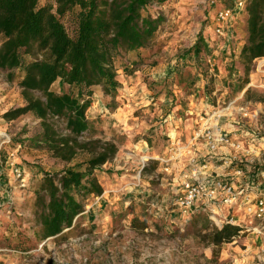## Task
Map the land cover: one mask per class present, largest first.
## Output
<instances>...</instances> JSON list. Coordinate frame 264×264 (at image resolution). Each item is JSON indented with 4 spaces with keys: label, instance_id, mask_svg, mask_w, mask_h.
Wrapping results in <instances>:
<instances>
[{
    "label": "rangeland",
    "instance_id": "1",
    "mask_svg": "<svg viewBox=\"0 0 264 264\" xmlns=\"http://www.w3.org/2000/svg\"><path fill=\"white\" fill-rule=\"evenodd\" d=\"M149 12L161 18L153 45L140 52L142 58L127 53L114 59L120 83L115 102L95 87L94 105L87 112L97 130L95 139L112 140L117 146L115 157L95 171L103 194L88 198L82 216L56 238L42 241L39 237L31 212L32 193L44 173L67 168L82 171L86 156L78 154L69 163L52 158L31 143L41 132L38 120L29 115L11 121L3 118L24 106L18 86L23 73L17 70L7 81L0 72V131L10 137L13 149L20 146L16 161L27 169L32 183L25 192L18 191L21 201L11 221L0 219V264H231L248 246H252L248 255L257 251L254 244L258 241L245 234L214 254L215 247L204 239L215 230L206 218L193 216L180 227L182 218L170 206L179 168L164 170L155 160L142 169L140 165L142 155H164L173 137L190 140L210 111L217 112L213 120L222 135L246 140L245 133L258 132L264 139V65H259L264 57L253 62L245 83L244 67L231 49L243 40L240 26L232 33L226 30L227 37L218 38L215 46L202 36L213 23L210 9L200 0L153 2ZM197 32L204 46L195 56ZM247 88L255 95L248 101ZM61 89L67 87L59 81L51 87L56 93ZM113 105L115 115L106 116L105 108ZM240 108L248 113L258 110L259 115L254 121L241 120L236 115ZM54 126L63 134L61 122ZM154 131L159 134L155 139ZM251 156L253 166L264 164L263 151Z\"/></svg>",
    "mask_w": 264,
    "mask_h": 264
},
{
    "label": "trees",
    "instance_id": "2",
    "mask_svg": "<svg viewBox=\"0 0 264 264\" xmlns=\"http://www.w3.org/2000/svg\"><path fill=\"white\" fill-rule=\"evenodd\" d=\"M165 1L0 0V72L11 81L15 71H22L18 86L24 101L23 107L3 118L29 115L38 120L41 132L31 143L52 158L69 163L78 154L86 156L82 171L44 173L32 193L31 212L42 241L71 228L84 213L85 201L102 196L95 171L115 157L117 146L112 140L95 139L94 121L87 117L94 88L100 87L103 96L115 102L120 83L113 61L127 53L142 58L140 52L153 45L161 21L159 15H151L149 6ZM236 26L244 33L236 57L248 83L251 65L264 57V0H248ZM202 40L200 36L193 47L195 56ZM57 81L67 89L52 91ZM249 89L244 92L247 101L255 98ZM115 109L113 105L105 111ZM58 122L63 134L54 128ZM237 231L226 226L204 239L217 254L237 237Z\"/></svg>",
    "mask_w": 264,
    "mask_h": 264
},
{
    "label": "built area",
    "instance_id": "3",
    "mask_svg": "<svg viewBox=\"0 0 264 264\" xmlns=\"http://www.w3.org/2000/svg\"><path fill=\"white\" fill-rule=\"evenodd\" d=\"M226 1L203 0L212 14V32L216 37L225 38L226 30L231 33L235 30L248 0H228L232 6L226 5ZM246 110L240 108L238 118L256 120L259 111ZM215 113L202 119L201 127L190 140L182 142L173 137L166 153L148 156L141 161V169L150 160L158 162L164 170L179 168L178 187L170 206L182 218L180 227L193 216L202 215L217 231L229 226L238 230L237 239L246 234L264 244V164L260 168L253 166L251 156L264 152L263 143H259L264 139H260L258 132L245 133L246 140L222 135V129L213 120ZM19 149V145L13 149L10 137L0 132V219L8 221L21 201L18 191L25 188L28 179L27 171L16 161ZM216 163L219 165L214 167ZM248 250L247 247L231 264H264V245L258 251L260 260L255 257L254 263L246 261L252 257Z\"/></svg>",
    "mask_w": 264,
    "mask_h": 264
},
{
    "label": "crops",
    "instance_id": "4",
    "mask_svg": "<svg viewBox=\"0 0 264 264\" xmlns=\"http://www.w3.org/2000/svg\"><path fill=\"white\" fill-rule=\"evenodd\" d=\"M200 2L203 3V0H200ZM203 4H205V3H203ZM211 27H213V24L205 28L206 31H203V32H202V36H203V38H205L204 40H205L207 43H209L210 45L215 44V46H218V45H217V43L219 42V41H218V38H220V37H216V36L213 34V32H212V28H211ZM198 32H199V31H198ZM198 32H197V34H199V36H200V33H198ZM205 32H208V34H210V35H212V36L214 35V36H213V37H212V36H209V35L205 34ZM240 33H241V36L244 37V33H243L242 31H241ZM206 36H207V37L209 36V37H208L209 40L207 39ZM207 40H208L209 42H208ZM243 43H244V40H242V41H240V42H238V43L233 44V45H232L233 48H231V49L233 50V52H236V54H237L239 48L243 45ZM230 45H231V44H230ZM208 46H209V45H208ZM230 51H231V50H230V47H228V52H230ZM261 59H262V58H261ZM258 60H259V59H258ZM99 90H100V92H101V88H100V87H99ZM94 94H95V90H94L93 96H94ZM92 105H94V103H93ZM91 110H92V106H91V108H89L88 113L91 112ZM115 111H116V109L113 111V113H108V112L105 111V112H106L105 115H106V116H107V115H108V116H112V115L114 116V115H115V114H114ZM88 113H87V114H88ZM117 114H118V113H116V115H117ZM129 114H130V113H129ZM129 114H128V115H129ZM209 114H211V113L209 112ZM209 114H208V115H209ZM90 116H91V115H90ZM90 116L87 115L88 118H93V117H90ZM92 116H93V115H92ZM129 116H130V115H129ZM129 116H128L127 118H129ZM156 133H157V132H156ZM156 133H155V131H154V137H153L154 139L157 138V137H159V134H158V133L156 134ZM161 148H162V147H161ZM165 152H166V150H165ZM161 155H163V153L158 154L157 156H161ZM19 163H20V161H19ZM24 170H27V169H24ZM27 173H28V175H29V172H27ZM28 178H29V177H28ZM38 180H40V178H38ZM31 185H32V183H30V181H28V179H27V183H26V186H25L26 189L21 190V192H22V191L25 192V190H28L29 186H31ZM32 187H33V186H32ZM32 187L30 188V191L32 190ZM27 194H28V193H27ZM28 196L30 197V194H29ZM257 241H258V240H256L255 242H257ZM258 246H259V247H258ZM251 247H252V246H248V249H250ZM254 247L256 248L257 251L254 250V252L251 253L252 257H248V258L246 259V261H248L249 263H254V258H255V257L257 258V260H260V257L258 256V251H259V249H260L261 247H263V245H262V243H261L260 241H258L256 244H254ZM255 248H254V249H255ZM250 252H251V251H250Z\"/></svg>",
    "mask_w": 264,
    "mask_h": 264
},
{
    "label": "bare ground",
    "instance_id": "5",
    "mask_svg": "<svg viewBox=\"0 0 264 264\" xmlns=\"http://www.w3.org/2000/svg\"><path fill=\"white\" fill-rule=\"evenodd\" d=\"M260 66L261 65H264V60H262V61H260V64H259ZM1 132V131H0ZM148 159V156L147 155H142L141 156V161H146Z\"/></svg>",
    "mask_w": 264,
    "mask_h": 264
}]
</instances>
